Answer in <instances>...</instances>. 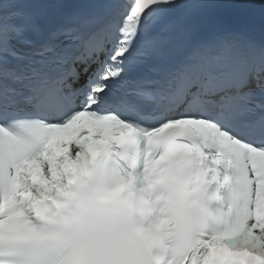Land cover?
I'll list each match as a JSON object with an SVG mask.
<instances>
[{
	"label": "snow or ice",
	"instance_id": "obj_1",
	"mask_svg": "<svg viewBox=\"0 0 264 264\" xmlns=\"http://www.w3.org/2000/svg\"><path fill=\"white\" fill-rule=\"evenodd\" d=\"M210 2L0 0V264H57L60 244L46 227L53 207L82 175L109 163L118 178L115 191L139 180L150 196L152 185L168 174L197 193L200 215L188 219L169 208L176 232H169L167 219L155 230L160 264H264V103L240 88L229 95L211 64L197 68L194 58L171 74L167 87L151 91V81L143 80L130 93L109 95V85L131 83L126 76L140 58L156 53L157 29L170 14ZM235 2L264 11V0ZM45 3L75 6L57 36L76 31L81 8L96 11L91 31L77 36V53L57 58L63 67L52 79L11 62L28 55L17 47L32 27L24 9ZM109 44L116 66L106 64L90 78L87 92L74 89L76 65L84 64L86 73ZM53 52L44 44L31 54L51 59ZM223 55L212 48L196 53L208 62ZM254 59L257 73H264V47ZM22 80L38 83L25 94L17 87ZM90 252L93 264L149 259L148 249L124 241H101Z\"/></svg>",
	"mask_w": 264,
	"mask_h": 264
},
{
	"label": "clouds",
	"instance_id": "obj_2",
	"mask_svg": "<svg viewBox=\"0 0 264 264\" xmlns=\"http://www.w3.org/2000/svg\"><path fill=\"white\" fill-rule=\"evenodd\" d=\"M113 168L111 163L100 164L91 175H82L60 197V207H53L46 227L60 244L57 264H93L90 249L101 241H124L148 249L145 264H160L152 242L155 230L167 219L169 232H176L175 215L168 216L166 209L188 219L203 211L197 193L186 192L168 174L152 185L150 196L139 180L131 188L115 191L118 178Z\"/></svg>",
	"mask_w": 264,
	"mask_h": 264
}]
</instances>
